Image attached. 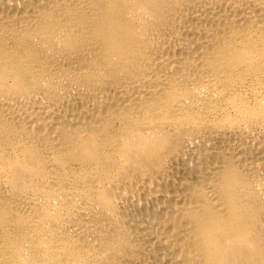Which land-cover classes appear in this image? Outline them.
I'll use <instances>...</instances> for the list:
<instances>
[{"label": "bare ground", "instance_id": "obj_1", "mask_svg": "<svg viewBox=\"0 0 264 264\" xmlns=\"http://www.w3.org/2000/svg\"><path fill=\"white\" fill-rule=\"evenodd\" d=\"M0 264H264V0H0Z\"/></svg>", "mask_w": 264, "mask_h": 264}]
</instances>
